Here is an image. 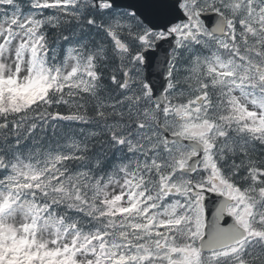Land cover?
<instances>
[{"label":"rangeland","instance_id":"374dc122","mask_svg":"<svg viewBox=\"0 0 264 264\" xmlns=\"http://www.w3.org/2000/svg\"><path fill=\"white\" fill-rule=\"evenodd\" d=\"M65 0H34L35 6H41L44 4H53L55 2L61 3ZM193 0L191 2V6L197 10H206L210 8H219L221 10L226 11L231 17L238 15L240 19V25L243 27L244 31L243 37L246 39L245 42V50L247 52L244 55L243 60L247 69L249 66L257 68L259 64L258 55H256L255 51L258 49V46L261 45L259 39H253L260 35L261 31H264V21L262 24V17H264L261 13H258L253 6L250 4L259 5V1L257 0ZM185 5V4H184ZM183 6V4H182ZM262 10H264V4H261ZM35 12H30L25 15V17L15 26H12L14 21L16 20V15L5 16L2 19L0 24V83L6 84L8 86H27L30 81L36 76L34 62L36 59L35 56V46L32 45L29 40L28 32L31 29L33 24L32 15ZM129 18L125 14H117L112 19L110 29L115 32L121 31L122 35H114V39L119 41L115 47V53L119 56L121 62L115 63L112 71L126 70V75H130V84L127 87V96H133L131 99L133 100L131 103V107H134V104L139 108L141 112H143V120L153 121L155 116L151 113L147 115L145 110L146 108L142 106L145 105L144 102L137 103L135 99H142L145 97L146 87L144 86L143 76L141 72V67L136 64V59L128 60L125 56L124 43L120 40H126L130 42H134V40L139 38L142 43L146 41L147 43L154 42L157 37L161 36L160 33H150L146 28H138L137 23L134 20H128ZM262 24L261 27L256 26V24ZM125 30V31H122ZM186 34H190L193 37L191 42H187ZM10 35H13V38L10 40ZM181 37L180 41H178V46L184 52H194L190 54L191 67L184 70L181 69V72L185 74L182 76V82L188 85H198L199 87H204V75L208 71V69H213L215 72L221 71L222 74L229 73V70L232 67L225 68L218 64L219 60L218 55L221 51L227 49L230 45L228 40H216L212 36H210L206 31L203 30L201 23L196 22L195 26H191L187 32H185ZM259 38V37H258ZM264 41V35L261 39ZM36 40H34L35 42ZM196 47H200L202 51L197 50ZM70 52L68 53L66 59V68L64 73L62 74L65 78H68L70 74L73 73L74 69V53L75 49H81L80 47H71L69 48ZM235 52V51H234ZM91 55H93V50L89 51ZM177 52H175V58L178 57ZM74 56V57H73ZM94 56V55H93ZM211 56V57H210ZM212 57H214V62H212ZM261 62V61H260ZM129 63L132 64V67L127 66ZM211 64L214 66L212 68ZM262 67L264 68V64L262 63ZM133 68V69H132ZM204 70V71H203ZM203 72V73H202ZM205 72V73H204ZM177 74L175 77H177ZM209 73H207V76ZM137 83L134 85L133 83ZM244 84L242 85V87ZM184 92H174V96L180 97ZM238 94V93H236ZM246 98H243L242 104L246 103ZM148 102V101H147ZM122 103V102H121ZM120 103H115V106H118ZM120 106V105H119ZM118 106V107H119ZM192 107H187L186 110H191ZM121 113H125L122 109H118ZM183 110L179 111L174 118L166 119V123L174 128L178 127L183 132L192 133L193 132V123L190 115L188 117L183 118ZM185 113L190 114V111H185ZM127 114V113H125ZM134 114H139L134 112ZM128 115V114H127ZM131 115V113L129 114ZM141 115V116H142ZM181 116L180 122H177L176 117ZM138 116H136L137 118ZM140 117V115H139ZM156 121V120H155ZM132 125H126L125 128L122 125H115L114 128L110 127L109 131L111 133H115L119 131L117 141H125L124 143L129 146L132 150H134L138 146H142L146 151L153 149L156 145L158 133L154 130L153 126L147 123H139L137 126V130L135 128L132 129ZM131 128V129H130ZM123 130L124 132H121ZM127 132V133H126ZM167 151H170L172 156L177 157H185V159L189 156V152H186L184 149L180 148L177 145H171L167 148ZM247 151L245 149L244 154L247 158ZM54 155H50L44 153L41 155V159L45 167H49L52 164V157ZM155 157V156H154ZM249 157V156H248ZM247 158V162H248ZM244 162V161H241ZM246 162V160H245ZM151 163V162H149ZM52 166V165H51ZM44 171V170H43ZM55 172V171H53ZM32 172L26 168L20 169L13 167L9 172L5 171L3 177L0 180V185L3 188L15 187L17 188L18 183L22 187L27 183L28 178L32 177ZM54 179V178H53ZM68 183L72 184L74 187H77L78 193L87 194L90 190H93L92 193L96 194L98 189H103L108 196H117L119 194L122 195V192L125 191V194L128 190V187H125L121 181H112L106 184L105 187L99 188L98 181L87 177L86 172L84 170L71 172L66 175H63L56 180V184L60 186H66ZM19 184V185H20ZM3 193L5 190H0V202H2ZM8 213L3 218H0V250H2L3 246H8L11 244L15 251L17 248L24 250L25 252H38L41 255L51 254L56 255V262L59 264H91L93 260V256L84 252L78 251V246L75 248H71L73 242V234L69 233L66 236H62L57 234V232H53V228L49 225H44L39 232L34 236L30 232V218L26 213V206L24 204L14 205L10 210L8 209ZM76 237V236H75ZM4 241V242H1ZM21 244L19 246L18 244ZM107 256H109L110 248H107L106 252ZM138 253V252H137Z\"/></svg>","mask_w":264,"mask_h":264},{"label":"trees","instance_id":"16d2710c","mask_svg":"<svg viewBox=\"0 0 264 264\" xmlns=\"http://www.w3.org/2000/svg\"><path fill=\"white\" fill-rule=\"evenodd\" d=\"M30 2L10 0L8 4H1L0 9L7 12L12 10L21 16L30 9ZM64 6V10L60 6L45 8L38 15L41 20L39 27L34 30V37L38 39V47H41L40 64L54 67L57 63L51 62V58L58 61L73 39L85 42L93 51L98 50V47H105L104 54L109 58L105 62L97 58L94 71L98 77L85 78V81H78L70 88L65 84H61V87L50 86L44 100L33 98L27 91L19 93L0 87V163L3 165L7 160L20 164L33 160L36 147L54 149L64 146L69 137L73 138L74 132L80 128L79 123L71 120L72 116L87 120L85 128L99 125L97 105L114 104L110 99L115 95L116 89L110 85L109 78L115 59H112L111 50L106 47L105 34L112 11L97 8L90 0H68ZM131 118L132 116H120L118 120L129 125ZM100 143V136H86L80 143L84 149V159L93 162L108 157L100 148ZM97 164L100 165L101 161ZM57 166L64 170L72 169L76 164L64 156L57 162ZM44 188L48 190L49 186ZM37 189L38 187H34L33 191L20 193L31 206V211L37 214L45 210L47 216L66 221L74 211L66 203L67 198L74 199L72 190L68 187H54L51 192L34 191ZM51 195L53 196L50 197Z\"/></svg>","mask_w":264,"mask_h":264},{"label":"flooded vegetation","instance_id":"af4514ba","mask_svg":"<svg viewBox=\"0 0 264 264\" xmlns=\"http://www.w3.org/2000/svg\"><path fill=\"white\" fill-rule=\"evenodd\" d=\"M222 100L219 96L209 97L196 110L197 132L206 141L210 151L209 166L201 168L194 179L199 189L224 195L233 192L240 194V199H237L231 208L239 226L250 231V236L239 244L220 249L211 248L201 253L198 240L203 228L201 206L204 193L185 190L182 193L187 194V198L182 202L190 204L191 209L185 207L187 212H184L178 221L162 220L156 222V226L148 224L144 236L156 242L163 238L164 242L161 246L163 254L160 259L155 260V264H264V238L260 230L264 223L259 221V213L263 212L264 204H260L259 213H255L246 198L247 195H263V189L256 187L259 183L264 187V175L254 173L253 164L248 169V157L244 154L246 146L239 143L242 121L237 111L232 110L231 105ZM160 201L164 202L165 199ZM139 225L142 226L143 222ZM250 227L258 229L256 237ZM168 242L172 243V251L166 256L165 244Z\"/></svg>","mask_w":264,"mask_h":264},{"label":"water","instance_id":"95a60500","mask_svg":"<svg viewBox=\"0 0 264 264\" xmlns=\"http://www.w3.org/2000/svg\"><path fill=\"white\" fill-rule=\"evenodd\" d=\"M98 1V0H95ZM114 7H125L132 9L142 20L148 24L152 29H166L172 23L183 20L184 16L177 7L176 0H107ZM207 27L214 33L221 34L223 30L222 24L218 21L212 24L214 20L212 16H201ZM174 37L163 39L156 43L155 50H145L143 56L145 57L146 79L151 84L154 90V100L160 102L163 100L165 92L166 81L164 75L167 73L168 64L170 63V55L174 45ZM168 139H176L178 142H184L195 149L197 145L192 141L181 140L179 137L169 136L164 129H162ZM195 158H191L189 162L190 168L184 172L192 173L195 168Z\"/></svg>","mask_w":264,"mask_h":264},{"label":"bare ground","instance_id":"6f19581e","mask_svg":"<svg viewBox=\"0 0 264 264\" xmlns=\"http://www.w3.org/2000/svg\"><path fill=\"white\" fill-rule=\"evenodd\" d=\"M110 101H111V103H114V104L111 105V106H115V103H120V104H118V106H119V105L121 106V104H122V103H121V102H122V99H121L120 95H118L117 93H115V95L113 96V98L110 99ZM120 106H119V107H120ZM121 115H122V116H125V117H127V116H128V117H129V116L131 117V116H132V115H129V114L127 115V114H125V113H121ZM126 125L128 126V124H126ZM129 125H131V123H129ZM133 128H134V127H132V129H133ZM130 129H131V128H130Z\"/></svg>","mask_w":264,"mask_h":264}]
</instances>
